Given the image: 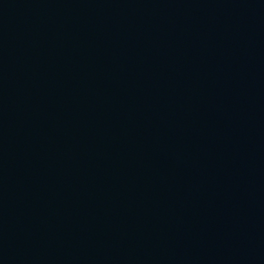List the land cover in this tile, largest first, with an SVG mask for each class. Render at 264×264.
<instances>
[{"label":"water","instance_id":"1","mask_svg":"<svg viewBox=\"0 0 264 264\" xmlns=\"http://www.w3.org/2000/svg\"><path fill=\"white\" fill-rule=\"evenodd\" d=\"M0 264H264V0H0Z\"/></svg>","mask_w":264,"mask_h":264}]
</instances>
